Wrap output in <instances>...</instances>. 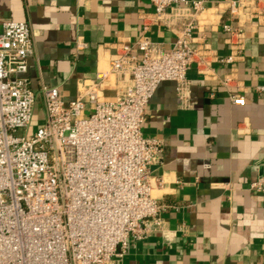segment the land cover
<instances>
[{"label": "crops", "instance_id": "0c3cea01", "mask_svg": "<svg viewBox=\"0 0 264 264\" xmlns=\"http://www.w3.org/2000/svg\"><path fill=\"white\" fill-rule=\"evenodd\" d=\"M232 1L239 6L236 16L228 12ZM204 6L195 18L189 107L181 105L175 83L163 82L142 129L144 138L162 142L148 181L166 207V234L130 241L113 264H264V196L249 189L264 176V93L257 91L264 86V0H205ZM154 13L150 0L2 1L0 21L31 28L34 117L38 109L44 123V88H57L66 104L84 98L116 56L140 55L136 44L143 34L170 50L191 18L167 25ZM79 37L87 44L81 51ZM127 84L109 76L98 87L99 98L112 100ZM231 94L244 96L245 106L232 104Z\"/></svg>", "mask_w": 264, "mask_h": 264}, {"label": "built area", "instance_id": "2783aa9c", "mask_svg": "<svg viewBox=\"0 0 264 264\" xmlns=\"http://www.w3.org/2000/svg\"><path fill=\"white\" fill-rule=\"evenodd\" d=\"M150 3L158 22L191 18L172 48L165 50L143 34L136 44L139 56L128 51L116 56L110 72L97 73L85 97L69 104L57 88H44L45 120L29 136L36 105L28 77L31 28L27 22L0 21V264H113L125 256L130 241L166 234V207L153 197L148 181L160 162L162 142L144 138L142 129L163 82L175 83L181 105L189 107L195 18L205 0ZM238 11L232 1L229 14ZM223 28L234 31L231 25ZM86 48L79 37L76 50ZM109 76L128 84L104 101L98 87ZM231 83L224 81L227 87ZM257 91L264 93V86ZM230 101L246 104L238 94ZM249 189L264 196V176Z\"/></svg>", "mask_w": 264, "mask_h": 264}, {"label": "rangeland", "instance_id": "374dc122", "mask_svg": "<svg viewBox=\"0 0 264 264\" xmlns=\"http://www.w3.org/2000/svg\"><path fill=\"white\" fill-rule=\"evenodd\" d=\"M38 109L36 110V113H35V117L33 118V121L31 123V126L29 127L28 129V136L29 135H32L33 133H35L36 129L42 125V119H43V115L42 113H39L38 114ZM22 133H25V132H20L19 135H21Z\"/></svg>", "mask_w": 264, "mask_h": 264}]
</instances>
